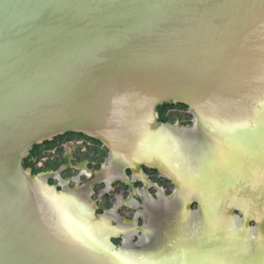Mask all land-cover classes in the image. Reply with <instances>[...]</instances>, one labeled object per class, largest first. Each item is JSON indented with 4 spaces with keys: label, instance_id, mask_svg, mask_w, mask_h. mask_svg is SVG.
Returning a JSON list of instances; mask_svg holds the SVG:
<instances>
[{
    "label": "water",
    "instance_id": "water-1",
    "mask_svg": "<svg viewBox=\"0 0 264 264\" xmlns=\"http://www.w3.org/2000/svg\"><path fill=\"white\" fill-rule=\"evenodd\" d=\"M68 132L85 138L35 148ZM71 139L89 149L78 159L94 160L97 140L161 170L178 193L248 143L264 148V0H0V264H84L107 245L123 253L111 242L175 196L153 176L148 192L95 214L100 194V205L123 197L116 185L93 194L74 172L70 188L42 173L61 168ZM198 200L206 260L263 264L264 220L243 212L259 231L251 258Z\"/></svg>",
    "mask_w": 264,
    "mask_h": 264
},
{
    "label": "rangeland",
    "instance_id": "rangeland-1",
    "mask_svg": "<svg viewBox=\"0 0 264 264\" xmlns=\"http://www.w3.org/2000/svg\"><path fill=\"white\" fill-rule=\"evenodd\" d=\"M202 182H205L204 178H198L195 181L194 190L196 189L197 193L203 194L204 191H213L211 189L212 184H210V189L207 190V186H204ZM196 196H198L196 193L190 195L187 199L189 200L188 203L173 196L113 240L111 244L129 256L152 260L159 257L172 259L186 255V253L207 257L209 249L206 244L210 240L203 238L206 237L208 224L203 212L202 214L199 212L200 201L195 198ZM207 197L208 195L204 194L203 199ZM186 204L189 206L188 209L185 207ZM235 208L233 215L227 216L229 218L227 229H233L235 233L239 232L236 239L241 242V245L245 244L248 254L253 258L258 253L259 231L256 220L255 218H249L246 226L243 207L236 206ZM136 228H141L142 232L136 233ZM189 241L195 242L191 243ZM231 260L235 264L238 263L234 257ZM247 262L244 260L241 264H248ZM208 263L210 264L212 261ZM215 263L218 264V262Z\"/></svg>",
    "mask_w": 264,
    "mask_h": 264
},
{
    "label": "bare ground",
    "instance_id": "bare-ground-1",
    "mask_svg": "<svg viewBox=\"0 0 264 264\" xmlns=\"http://www.w3.org/2000/svg\"><path fill=\"white\" fill-rule=\"evenodd\" d=\"M200 178H204L205 182L202 184L207 186V190L212 184L211 189L220 194L213 191L197 193V190H194L195 181L190 184L189 189L193 191L192 194L196 193L202 199L204 194L208 195V202L212 203L209 210L217 218L229 222L226 218L227 209L229 206H239L244 207L248 215L261 221L264 220V148L262 145L257 144L255 148L248 143ZM214 199H216V203H214ZM261 244L264 250V241ZM166 260H163V257L152 260L120 252L110 253L109 245H107L84 264H209V261H212L210 264L219 263L217 260H206L204 256L192 253L172 259L166 258Z\"/></svg>",
    "mask_w": 264,
    "mask_h": 264
},
{
    "label": "flooded vegetation",
    "instance_id": "flooded-vegetation-1",
    "mask_svg": "<svg viewBox=\"0 0 264 264\" xmlns=\"http://www.w3.org/2000/svg\"><path fill=\"white\" fill-rule=\"evenodd\" d=\"M158 121L160 122L159 117H158ZM73 136L83 137V135L81 134L68 132V133H64L62 135H58L52 138L51 140H49L50 143L48 141H46L48 143L44 141L43 143H40L39 146H36L35 148L37 147L42 148L49 144H55L58 141H61L62 139L66 140ZM83 138H85V136ZM71 140L72 142L68 146L69 148L62 150V152L60 153V159L63 161V164L60 165L61 168H59L57 171L56 170L42 171V173H45L46 175H48L47 181L52 180L53 178L57 182L63 184L64 186L62 187L70 188L69 183H71V181H74L75 179L73 175H66V174L67 172L68 173L74 172L80 178L83 177L84 179H88L87 181L90 183L89 188L91 191H93V194H95L94 190L97 189L98 186L104 182L109 183L108 185L110 186V189L113 190L112 193L115 192V185H116L117 187L116 193H121L123 197H120L121 195L116 198L110 196V201L112 202L110 205H107V203L105 205L103 204L100 205L99 203L101 202L102 199L109 200V196L105 195L106 193L100 194V198L96 202V205L94 208L95 214L97 213L104 214L105 211L112 212L114 210L118 211L122 209L124 205L129 204L131 202V199H134L138 196L137 187H144L145 189L147 187V192H148V188L150 187L149 183H152L153 181H156V182L158 181L154 177H158L160 179L159 181H163V182L165 181V182L172 184L174 187L173 193L180 200L181 199L187 200L189 196L193 193V191L189 189L191 186L188 185L186 188L180 191V194L182 195V198H181V195L178 193V189L173 183L172 179L168 175L164 174L161 170H158L157 168L147 164L146 162L139 163V165H137V163H134V165H131V163L127 162L124 158H122V156L116 155L115 153H113V151L109 147H107L105 144L97 140H94V139L93 140L97 143V148H96L97 151L94 153L95 155L94 160L86 159V158L78 159L77 152H88L89 149L85 148V146H83V143H79V141H76L73 139ZM34 146L29 150L25 158H27L31 154V151L34 149ZM179 151H180V148H179ZM48 158L49 157H46V159ZM33 160L35 161L37 160L36 155H33ZM109 167H111L110 179L104 180V179L97 178L98 176L103 174L104 171L107 172ZM193 168L196 169V167H193ZM39 176L40 175H38V177ZM108 194L110 195V193ZM113 195L114 194H112V196ZM199 197L200 196L198 195L195 198L198 199ZM131 210L134 212L133 208ZM199 212H201L202 214V210L200 208H199ZM124 224L129 225L130 223L127 224L124 222ZM140 229L141 228H138L137 229L138 231L135 230V232L136 233L142 232V229L141 231Z\"/></svg>",
    "mask_w": 264,
    "mask_h": 264
}]
</instances>
